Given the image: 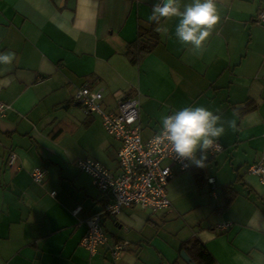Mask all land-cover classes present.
<instances>
[{
    "label": "crops",
    "instance_id": "obj_1",
    "mask_svg": "<svg viewBox=\"0 0 264 264\" xmlns=\"http://www.w3.org/2000/svg\"><path fill=\"white\" fill-rule=\"evenodd\" d=\"M155 2L0 0V53L16 54L11 65L0 64V101L8 106L0 115V264H188L180 247L191 238L217 264H264V183L249 172L264 161V25L257 18L264 0H217L221 21L201 54L176 38L177 17L164 18L157 47L133 64L128 46L140 26L154 23ZM191 2L180 0L181 7ZM87 86L103 91L105 111L123 97L137 99L144 140L159 133L163 115L183 107L219 109L235 123L217 141L221 153H207L205 167L191 164L169 182L170 209L103 215L108 242L95 254L81 241L105 196L78 162L93 158L118 171L121 143L76 100ZM36 168L46 171L42 183L33 179ZM226 185L238 194L222 208ZM116 243L127 244L118 258Z\"/></svg>",
    "mask_w": 264,
    "mask_h": 264
},
{
    "label": "built area",
    "instance_id": "obj_2",
    "mask_svg": "<svg viewBox=\"0 0 264 264\" xmlns=\"http://www.w3.org/2000/svg\"><path fill=\"white\" fill-rule=\"evenodd\" d=\"M258 20L264 24V7L258 13ZM103 91L90 87L81 88L76 94V100L82 105L85 114L97 113L102 117L106 131L120 141L118 153V171H114L98 160L88 158L80 160V168L89 173L95 187L103 193L104 205L102 212L88 220V230L81 244L95 254L98 249L108 242L102 218L117 216L122 208L141 206L154 213L168 210L172 203L168 196L169 182L181 172L191 169V162L175 155L172 148L165 142L153 146L142 137L140 125V103L132 97H123L117 109L105 111L102 107ZM8 106L0 101V115H4ZM224 150L220 143H215L208 153L217 156ZM17 154L10 153L7 163L13 167ZM249 172L260 178L264 183V161L250 166ZM46 175L45 169L36 168L32 172L34 181L42 183ZM215 185L214 179L208 180ZM55 195V192L52 193ZM76 209L74 213H78ZM229 224L219 228L227 230ZM126 243H116L113 254L116 258L125 250Z\"/></svg>",
    "mask_w": 264,
    "mask_h": 264
},
{
    "label": "clouds",
    "instance_id": "obj_3",
    "mask_svg": "<svg viewBox=\"0 0 264 264\" xmlns=\"http://www.w3.org/2000/svg\"><path fill=\"white\" fill-rule=\"evenodd\" d=\"M171 17L178 18L176 38L182 45L190 46L193 54H201L205 50L221 21L217 0H192L183 7L180 0H157L148 19L159 24L162 19ZM15 59V52L0 53V64L11 65ZM219 112V109L214 113L204 106H192L163 115L160 131L150 144L159 146L166 142L176 156L203 168L208 150L226 133V125L235 128L234 121L225 120L222 114H217Z\"/></svg>",
    "mask_w": 264,
    "mask_h": 264
},
{
    "label": "trees",
    "instance_id": "obj_4",
    "mask_svg": "<svg viewBox=\"0 0 264 264\" xmlns=\"http://www.w3.org/2000/svg\"><path fill=\"white\" fill-rule=\"evenodd\" d=\"M160 36L157 31V23H152L149 28L140 26L137 39L128 46L127 57L133 64L139 61L147 54H150L159 44ZM198 181H203L201 175L197 176ZM224 205L227 207L237 197V191L231 185L222 187ZM187 252L194 264H217L215 257L207 249L205 243L200 239L191 238L182 243L180 253Z\"/></svg>",
    "mask_w": 264,
    "mask_h": 264
},
{
    "label": "water",
    "instance_id": "obj_5",
    "mask_svg": "<svg viewBox=\"0 0 264 264\" xmlns=\"http://www.w3.org/2000/svg\"><path fill=\"white\" fill-rule=\"evenodd\" d=\"M181 257L183 258V260H184L186 263H188V264H194V263L192 262L191 257L187 254V252H182V253H181Z\"/></svg>",
    "mask_w": 264,
    "mask_h": 264
},
{
    "label": "rangeland",
    "instance_id": "obj_6",
    "mask_svg": "<svg viewBox=\"0 0 264 264\" xmlns=\"http://www.w3.org/2000/svg\"><path fill=\"white\" fill-rule=\"evenodd\" d=\"M169 239L172 241V240H174V238H173V235H169Z\"/></svg>",
    "mask_w": 264,
    "mask_h": 264
},
{
    "label": "bare ground",
    "instance_id": "obj_7",
    "mask_svg": "<svg viewBox=\"0 0 264 264\" xmlns=\"http://www.w3.org/2000/svg\"><path fill=\"white\" fill-rule=\"evenodd\" d=\"M258 18V17H257ZM259 21V20H258ZM260 23V22H259ZM260 24H262V23H260ZM262 25H264V24H262ZM96 160V159H95ZM85 172V171H84ZM87 173V172H86ZM89 174V173H88Z\"/></svg>",
    "mask_w": 264,
    "mask_h": 264
}]
</instances>
